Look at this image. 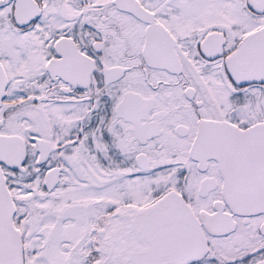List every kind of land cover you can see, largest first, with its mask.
<instances>
[{"label": "snow or ice", "instance_id": "snow-or-ice-1", "mask_svg": "<svg viewBox=\"0 0 264 264\" xmlns=\"http://www.w3.org/2000/svg\"><path fill=\"white\" fill-rule=\"evenodd\" d=\"M0 264H264V0H0Z\"/></svg>", "mask_w": 264, "mask_h": 264}]
</instances>
